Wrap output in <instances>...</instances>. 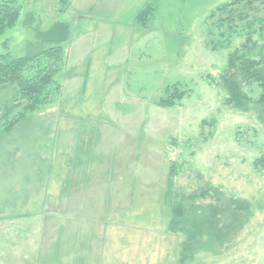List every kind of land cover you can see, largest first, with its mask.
Returning <instances> with one entry per match:
<instances>
[{
  "label": "rangeland",
  "instance_id": "374dc122",
  "mask_svg": "<svg viewBox=\"0 0 264 264\" xmlns=\"http://www.w3.org/2000/svg\"><path fill=\"white\" fill-rule=\"evenodd\" d=\"M153 1L79 0L95 4L85 14H65L59 11L68 0H25L17 24L0 37V56L19 58L40 51L37 36L55 16L72 28L56 77L63 91L52 105L24 118L16 88H0V246L5 205L10 214L24 202L39 208L44 192L57 188L49 207L64 212L59 196L74 177L66 180V169L79 166L90 188L100 185L96 197L84 190L79 211L72 205L89 217L82 222L87 234L71 235L92 247L91 263L264 264V165L257 164L264 160V114L255 105L263 90L243 83L253 102L243 110L228 103L221 80L234 52L249 38L261 42L264 3L218 11L233 0H157L139 22ZM40 7L45 17L34 22ZM169 100L173 106L162 105ZM212 188L250 202L251 216L231 226L226 199L204 195ZM181 206L190 220L191 208L212 214L218 207L217 225L229 236L209 244L198 237L195 252L185 251L187 229L173 225ZM67 241L59 238L61 246ZM41 256L56 264L54 254Z\"/></svg>",
  "mask_w": 264,
  "mask_h": 264
},
{
  "label": "trees",
  "instance_id": "16d2710c",
  "mask_svg": "<svg viewBox=\"0 0 264 264\" xmlns=\"http://www.w3.org/2000/svg\"><path fill=\"white\" fill-rule=\"evenodd\" d=\"M253 1L264 3V0H233L230 4L220 7L218 11L250 4ZM23 2L25 0H0V37L4 35L7 29L13 28L19 21L23 10ZM155 5L157 6V0L147 5L139 13L138 21L145 23L148 14L154 10ZM31 17V20L35 22V15ZM222 21L224 22V20ZM258 22L261 24V42L249 38L241 49L234 52L230 56L228 69L222 75L221 80L228 92V103L243 110L247 109V105L253 102L243 92L242 84L258 83L263 92L255 105L259 106L262 114H264V19L258 20ZM71 37V25L64 22H56L50 29L38 34V47H40L38 53L19 58L0 56V88L9 85L16 88L18 99L15 102L23 103L20 112L22 117L25 118L26 114L30 112H35L52 105L54 99L61 95L63 85L56 77L64 70L67 63L65 46L69 43ZM177 95L179 99L184 97V93ZM174 102V100L163 101L162 105L173 106ZM259 118H261L264 124V116L260 115ZM16 121L20 122L18 117L15 121L11 122L10 127ZM257 164L264 165V160L259 161ZM171 191L172 186L169 182L166 198L171 195ZM211 191L217 200L222 199V197L226 199L225 213L231 220V226L234 223L241 226L242 217H246L247 219L251 216L252 208L250 202L236 198H227L219 188H212L209 192L205 191L204 195H211ZM200 209L204 210L201 214L198 212ZM210 209L211 211L213 210L214 214H208L207 210L201 207L197 209L191 208L189 210V214H193L191 220L187 218V212L182 206L176 211L173 225H183V231L187 229L186 232L189 235V242H185V251L189 253L193 252L194 243L197 242L198 237L204 239L207 236L208 242L206 243L209 244L213 243L214 239L222 241L224 237L229 236L228 229L217 225V217L221 215L219 212V215H217L218 207L211 206ZM189 223L195 226L193 228L196 231V233L193 232L194 235H191V237V230L188 228ZM206 248H209V245ZM182 262H184V258Z\"/></svg>",
  "mask_w": 264,
  "mask_h": 264
},
{
  "label": "crops",
  "instance_id": "0c3cea01",
  "mask_svg": "<svg viewBox=\"0 0 264 264\" xmlns=\"http://www.w3.org/2000/svg\"><path fill=\"white\" fill-rule=\"evenodd\" d=\"M68 1L69 2L67 5V9L64 12L62 11L65 14L70 13L73 9L75 10L79 8L81 9L76 11L85 14L86 9L92 10L90 6L95 4V2H91L89 6H86L85 3L79 2V0ZM41 10H43L42 7H40L41 14H38L37 11L35 12V18L36 20L38 18L39 21L43 22L45 15ZM55 17L52 26L56 22H62ZM78 168L79 166H76V168H74V170L72 169L71 171L66 169V173L68 174L66 180H68L70 172L71 174L74 173V177L71 176L68 184L64 186L65 188L61 189L59 202L65 204L64 212H57L54 210L51 211L52 209L49 207L51 202L55 201L54 198L57 195H53L56 193L57 188H52L48 192H44L45 197L44 199L40 198L41 203L39 205V208H33V206L27 208L28 202H24L22 212H19L17 214H10L8 213L9 209H7L6 213V206L10 208V205H5V207L3 208L2 218L5 219L4 225L6 227H3L1 230L2 236L4 238L3 244L0 246L1 263L37 264L38 262H41L43 264H51V261H49L48 259L47 261L46 258H42L41 256V254L47 253L55 255L56 264H99L98 261L93 263H91L90 261L89 254H92V252L94 251H92V247H85L82 241L81 245H79L78 241L74 242V239H72L73 236L71 235L78 229L83 231V234L81 236L87 234V226L82 222L86 221L89 218L83 211L81 213H75V211L72 209V205H74V207L76 206L75 209L79 211L81 209L80 205L83 204V201H80V199L84 198L85 189H88L85 194L92 197H96L100 191V185L92 186L91 188L89 187L90 182L84 181V179L86 178L85 175H83L85 171L75 172L77 171L75 169ZM93 181L96 182L95 179H93ZM61 184L63 185V182H61ZM70 204L71 208L69 209ZM25 209L28 210V213L25 212ZM102 226L103 225L99 226V233H101V230H104V227ZM47 237L51 239V244H43V238ZM60 237L61 239L67 238L69 239V241L61 246L59 244ZM43 259L45 261H43Z\"/></svg>",
  "mask_w": 264,
  "mask_h": 264
}]
</instances>
